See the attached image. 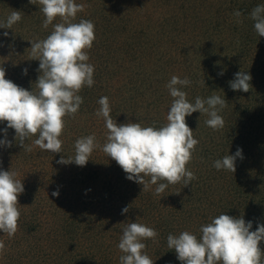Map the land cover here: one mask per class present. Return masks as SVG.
Masks as SVG:
<instances>
[{"label":"trees","instance_id":"16d2710c","mask_svg":"<svg viewBox=\"0 0 264 264\" xmlns=\"http://www.w3.org/2000/svg\"><path fill=\"white\" fill-rule=\"evenodd\" d=\"M84 4L74 22L95 25L93 46L87 50L94 66V85L78 93L83 104L74 118L65 117L62 153H52L16 141L0 146V170L16 172L24 191L18 196V230L9 237L0 230L6 251L0 264H120L118 243L123 228L137 222L158 232L143 241L154 264H183L167 247V236L189 231L198 238L200 226L225 213L252 229L264 224V37L250 19L264 0H76ZM22 19L12 29L0 28V66L6 79L38 91L39 60L31 59V42L52 31L42 28L43 14L29 0H0V20L12 11ZM242 16H234L235 11ZM241 21V22H238ZM61 22L57 17L53 24ZM8 32V36H4ZM27 69V74H24ZM250 74L251 89L234 91L229 81L237 72ZM221 73H223L221 75ZM192 81L183 90L190 102L197 96L220 95L228 103L219 114L220 130L206 126V114L186 117L199 143L186 165L197 177L189 185H169L163 196L127 179V174L96 148L85 166L58 163L74 158L78 138L95 134L102 146L107 129L96 115L98 100L107 96L116 123L159 127L167 123L173 98L166 87L172 76ZM205 81V83H202ZM0 122V140L5 139ZM242 149L234 173L217 170L214 161ZM58 192V196H53ZM164 206V207H163ZM128 207L127 213L122 210ZM264 252V240L259 243Z\"/></svg>","mask_w":264,"mask_h":264},{"label":"clouds","instance_id":"9594fccd","mask_svg":"<svg viewBox=\"0 0 264 264\" xmlns=\"http://www.w3.org/2000/svg\"><path fill=\"white\" fill-rule=\"evenodd\" d=\"M29 2L40 6L44 16L42 28L48 29L52 25V31L44 39L30 41L31 59L40 62L37 71L41 74L35 82L38 91H29L6 79V71L0 66V122H7V127L2 129L5 139L0 140V146L11 147V141L6 139L10 128L15 130L16 141L28 152L32 151V146L25 141L36 137L32 145L44 151L62 153L60 137L66 127L65 117H75L84 102L78 93L95 83V69L88 63L87 52L96 39L95 25L87 19L74 22L77 14L85 9V5L76 3V0ZM234 16L239 18L242 12L237 10ZM57 17L61 22L53 24ZM21 19V11H12L6 20H0V28L12 29ZM250 19L254 21L259 37H264V4L251 10ZM4 36H8V32H4ZM251 79L250 74L237 72L229 86L234 91L248 92ZM191 83L187 77H171L166 87L173 100L167 123L159 127L155 123L152 126L132 122L118 125L110 115L109 98L101 97L96 115L104 118L106 142L101 146L95 134L78 138L74 144V158L61 157L58 163L74 162L85 166L93 150L102 147V151L127 174V179L143 186L142 192L155 185L154 194L162 197L169 185H189L197 177L186 165L192 160L199 141L194 138L186 117L194 112L206 114V126L220 130L225 121L219 113L228 103L215 94L206 99L197 96L194 103L190 102L183 88ZM238 157L243 159L240 148L234 155L227 154L215 160L213 167L234 173ZM17 175L11 170H0V230L9 237L17 232L21 216L18 196L23 193L24 185ZM52 195L58 196L59 193L53 192ZM128 210L125 207L122 214ZM250 229L252 222L246 223L243 215L237 218L222 213L200 226L199 238L189 231L178 235L170 233L167 247L176 252L177 259L183 264H264V252L259 247L264 240V224L258 225L255 231ZM157 236L158 232L152 227L137 222L127 224L118 243V249L123 253L120 264H154L145 252L147 245L143 241L155 242ZM5 251V244L0 241V255Z\"/></svg>","mask_w":264,"mask_h":264}]
</instances>
